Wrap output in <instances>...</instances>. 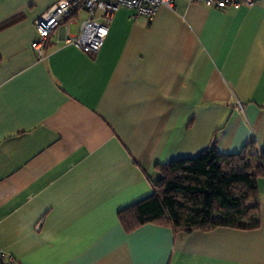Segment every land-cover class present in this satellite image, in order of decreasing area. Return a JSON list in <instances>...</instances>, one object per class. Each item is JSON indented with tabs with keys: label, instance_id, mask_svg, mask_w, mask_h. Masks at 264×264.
I'll return each instance as SVG.
<instances>
[{
	"label": "crops",
	"instance_id": "1",
	"mask_svg": "<svg viewBox=\"0 0 264 264\" xmlns=\"http://www.w3.org/2000/svg\"><path fill=\"white\" fill-rule=\"evenodd\" d=\"M59 0H0V248L18 264H264V178L254 228L127 230L158 164L215 144L264 146V1L121 7L101 49L68 39L78 8L32 48Z\"/></svg>",
	"mask_w": 264,
	"mask_h": 264
},
{
	"label": "trees",
	"instance_id": "2",
	"mask_svg": "<svg viewBox=\"0 0 264 264\" xmlns=\"http://www.w3.org/2000/svg\"><path fill=\"white\" fill-rule=\"evenodd\" d=\"M153 193L118 212L125 229L153 222L174 232L216 227L254 228L257 179L264 178V146L247 143L222 153L215 144L191 157L158 164Z\"/></svg>",
	"mask_w": 264,
	"mask_h": 264
},
{
	"label": "built area",
	"instance_id": "3",
	"mask_svg": "<svg viewBox=\"0 0 264 264\" xmlns=\"http://www.w3.org/2000/svg\"><path fill=\"white\" fill-rule=\"evenodd\" d=\"M176 0H59L51 5L35 20L36 38L32 48L42 55L47 39L61 21L73 11L82 8L87 17L80 23L78 34L68 39L83 52L95 54L104 44L109 23L114 13L121 7L133 10L135 15L153 17L160 6L173 8ZM189 3L201 2L206 6L224 8L240 5L251 6L264 0H186ZM0 264H18L16 259L0 248Z\"/></svg>",
	"mask_w": 264,
	"mask_h": 264
}]
</instances>
